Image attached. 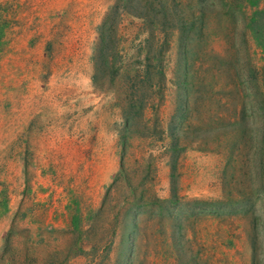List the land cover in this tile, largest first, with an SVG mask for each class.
<instances>
[{
	"label": "rangeland",
	"instance_id": "1",
	"mask_svg": "<svg viewBox=\"0 0 264 264\" xmlns=\"http://www.w3.org/2000/svg\"><path fill=\"white\" fill-rule=\"evenodd\" d=\"M0 75V264H264V0H0Z\"/></svg>",
	"mask_w": 264,
	"mask_h": 264
},
{
	"label": "crops",
	"instance_id": "2",
	"mask_svg": "<svg viewBox=\"0 0 264 264\" xmlns=\"http://www.w3.org/2000/svg\"><path fill=\"white\" fill-rule=\"evenodd\" d=\"M50 36H51V35H49L48 38H50ZM50 39H51V38H50ZM41 61H42V59H41ZM0 77H1V75H0ZM38 78H39V77H38ZM10 82H11V83L13 82V77H12V80H11ZM19 82H21V81H18V80H17V81H15V82H13V85L19 84ZM26 102H27V101H26ZM45 104H46V103H44V105H45ZM44 105H43V106H44ZM33 114H35V113H33ZM43 121H46V120H44V119L41 118V120H40V124L43 125ZM17 123H18V122H15V121L10 122V124H9V126H10L9 129H10V130L13 129V130H15V131H16V130H17V131H19V130H20V131H23V130H22L23 127L20 128V129L15 128V124L17 125ZM18 124H19V123H18ZM26 128H27V127H26ZM26 128H23V129L26 130ZM15 131H14V132H15ZM38 131H39V130H38V128H37L36 131H35L34 133H36V132H38ZM40 132H41V131H40ZM34 135H35V134H34ZM42 149L45 150V148H42Z\"/></svg>",
	"mask_w": 264,
	"mask_h": 264
}]
</instances>
